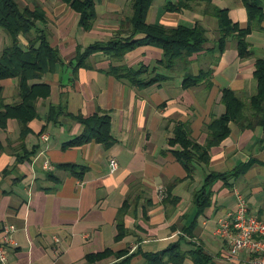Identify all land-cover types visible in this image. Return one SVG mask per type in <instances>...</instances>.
Instances as JSON below:
<instances>
[{
	"label": "crops",
	"instance_id": "0c3cea01",
	"mask_svg": "<svg viewBox=\"0 0 264 264\" xmlns=\"http://www.w3.org/2000/svg\"><path fill=\"white\" fill-rule=\"evenodd\" d=\"M180 1L154 0L148 23L167 28L201 25L209 41L190 64L179 62L169 72L159 67L157 72L168 76L166 81L142 87L111 75L110 68L120 63L102 52L76 69L77 48L112 38L132 15V0H96L98 18L91 31L80 28V14L62 0H17L23 7L41 6L46 22L39 25L51 31V45L63 63L38 81L50 85L51 95L38 101V117L29 123L26 135L22 138L17 119L0 126V244L5 225L16 226L18 244L11 249L8 264H146L143 253L160 252L180 241L185 251L201 248L216 264H251L244 253L230 257L227 242L216 230L220 219L236 209L235 189L245 194L251 213L264 220V128L244 130L231 123L230 136L212 148L208 165H196L192 178L174 154L180 146L170 140L178 127L189 125L191 138L204 146L207 125L226 111L222 91L232 89L247 99L257 93L255 72L257 60L264 59V22L248 36L252 56L241 58L237 39L231 37L219 57L213 52L220 38L218 19L200 3L166 10L169 3ZM213 4L227 9L234 23L248 27L242 0ZM129 30L126 25L124 31ZM7 44L8 36L0 29V55ZM22 45H28L24 38ZM162 57L161 49L146 45L128 53L123 62L151 70ZM203 70L213 72L212 85L184 86L186 75L198 76ZM18 85L17 79L0 82L5 104L20 101ZM51 108L58 110L51 114ZM103 112L112 119L109 144L92 141L64 147L83 134L79 117ZM44 134L50 136L47 143ZM43 149L53 171L43 168ZM112 159L119 164L115 173L110 169ZM68 165L86 171L78 177ZM236 168L242 169L230 186L223 181L214 184L212 204L199 215L194 194L207 175ZM126 200L131 204L124 219L128 234L117 240V219ZM106 250L113 255L88 259ZM124 251L128 254L117 256ZM183 264L195 262L189 255Z\"/></svg>",
	"mask_w": 264,
	"mask_h": 264
},
{
	"label": "trees",
	"instance_id": "16d2710c",
	"mask_svg": "<svg viewBox=\"0 0 264 264\" xmlns=\"http://www.w3.org/2000/svg\"><path fill=\"white\" fill-rule=\"evenodd\" d=\"M75 12L80 14L79 26L84 31H91L96 25L98 18L96 0H62ZM214 0H181L177 4L169 3L166 6L168 11H178L191 7L192 3L205 4L207 14L213 15L219 21L220 38L217 47L213 50L219 57L224 53L228 39L234 37L238 42V49L241 58L252 56V50L248 42V36L256 28H260L264 22V0H242L248 11L249 25L242 28L234 23L227 9H221L213 4ZM154 0H132V15L123 22L121 30L116 32L108 41L98 42L87 49L77 48L76 69L86 66V61L97 53H104L110 59L119 62L113 65L109 73L120 81L132 86L149 87L167 80L168 76L157 72L159 67L166 71H172L179 62L190 64V59L204 51L209 38L207 30L201 26L188 27L180 25L176 28H167L163 25L149 24L148 13ZM46 22L45 14L41 6L36 5L34 9L29 6L23 7L17 0H0V29L8 36V44L0 55V82L7 79H17L19 82L20 101L13 105L5 104L2 98L3 90L0 88V126L4 128L8 119H17L22 125V138L26 135L30 122L38 117V101L47 99L51 95L49 84L38 82L46 75L54 73L59 65L63 63L58 49L51 45V31L41 27L39 24ZM129 25V34L123 36L125 26ZM28 42L27 46L22 45V39ZM154 46L163 51V57L151 70L141 65L129 67L124 64L126 55L142 46ZM212 71H201L198 76L186 75L184 86L186 88L211 83ZM255 79L258 84L257 93L247 99L232 89L222 91L221 103L226 111L220 117L212 119L207 125L209 138L203 146L191 138L189 125H182L175 131V136L170 140L173 146L179 145L181 150L174 151L176 158L186 168L189 177H193L196 165L210 162L212 148L219 146L231 134L230 124L235 123L241 129L264 128V59L256 62ZM245 98V99H243ZM51 108V114L57 111ZM65 112L66 108H60ZM61 112V113H62ZM84 125V132L76 139L66 143L65 148L80 146L85 143L96 141L102 144H109L111 136V117L104 113L96 114L89 118H78ZM73 174L82 177L81 174L86 168L77 165L65 166ZM242 169V168H241ZM240 169V170H241ZM239 168L230 173H210L207 175L203 187L195 192L194 203L198 207L199 215L211 206L214 184L223 181L230 186V180L239 176ZM131 204L126 200L120 209L117 227V240L128 234L125 228L124 219ZM128 251L117 254L124 257ZM113 255L111 250L88 257L90 261L101 260ZM146 264H183L190 255L195 264H216L203 249L185 251L181 241L171 245L160 252L143 253ZM129 259L123 261L127 263Z\"/></svg>",
	"mask_w": 264,
	"mask_h": 264
},
{
	"label": "built area",
	"instance_id": "2783aa9c",
	"mask_svg": "<svg viewBox=\"0 0 264 264\" xmlns=\"http://www.w3.org/2000/svg\"><path fill=\"white\" fill-rule=\"evenodd\" d=\"M42 139L47 143L50 136L44 134ZM45 155L43 149L41 151V156L45 157L43 168L47 171H53L55 167ZM110 169L112 173L118 171L117 160L112 159L110 161ZM234 195L236 197V209L228 212L220 219L216 235L227 242L230 257L234 258L244 253L249 256L251 264H264V220L251 213L245 194L235 189ZM160 196L165 198V192L161 191ZM16 231L15 225H5L3 228L4 240L0 244L1 264H8L11 249L18 245L14 237Z\"/></svg>",
	"mask_w": 264,
	"mask_h": 264
},
{
	"label": "rangeland",
	"instance_id": "374dc122",
	"mask_svg": "<svg viewBox=\"0 0 264 264\" xmlns=\"http://www.w3.org/2000/svg\"><path fill=\"white\" fill-rule=\"evenodd\" d=\"M243 99H245V98H243Z\"/></svg>",
	"mask_w": 264,
	"mask_h": 264
}]
</instances>
